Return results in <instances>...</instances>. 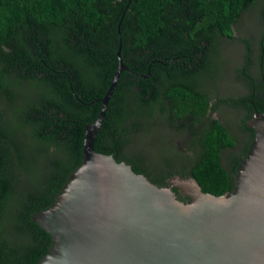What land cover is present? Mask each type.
I'll return each mask as SVG.
<instances>
[{
  "label": "water",
  "instance_id": "95a60500",
  "mask_svg": "<svg viewBox=\"0 0 264 264\" xmlns=\"http://www.w3.org/2000/svg\"><path fill=\"white\" fill-rule=\"evenodd\" d=\"M170 1L140 49L132 0L0 47V264H264V0L233 39L190 41L193 0ZM171 87L208 101L197 127L170 116ZM213 122L234 143L220 196L190 173Z\"/></svg>",
  "mask_w": 264,
  "mask_h": 264
},
{
  "label": "trees",
  "instance_id": "16d2710c",
  "mask_svg": "<svg viewBox=\"0 0 264 264\" xmlns=\"http://www.w3.org/2000/svg\"><path fill=\"white\" fill-rule=\"evenodd\" d=\"M121 0H0V47L30 21L41 28L67 25L75 17L81 26L91 29L100 23L102 14L99 5L117 4ZM254 0H193L198 18L187 29L185 37L192 40L195 34L212 29L220 39H233L231 26L242 12V3ZM172 7L170 0H132L128 13L135 29L131 47L140 49L144 39H157L162 28V9ZM164 99L171 103L170 116L181 119L188 115L192 127H197L206 118L208 101H201L179 87L165 89ZM204 155L190 169L191 178L203 193L220 196L227 190V179L218 167L217 147L231 149L234 143L216 123H211L201 138Z\"/></svg>",
  "mask_w": 264,
  "mask_h": 264
},
{
  "label": "flooded vegetation",
  "instance_id": "af4514ba",
  "mask_svg": "<svg viewBox=\"0 0 264 264\" xmlns=\"http://www.w3.org/2000/svg\"><path fill=\"white\" fill-rule=\"evenodd\" d=\"M232 149V148H231Z\"/></svg>",
  "mask_w": 264,
  "mask_h": 264
}]
</instances>
